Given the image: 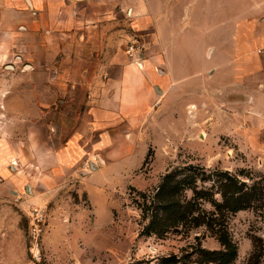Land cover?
Here are the masks:
<instances>
[{
  "label": "crops",
  "instance_id": "0c3cea01",
  "mask_svg": "<svg viewBox=\"0 0 264 264\" xmlns=\"http://www.w3.org/2000/svg\"><path fill=\"white\" fill-rule=\"evenodd\" d=\"M135 2L131 15H145L150 32L140 58L127 53L122 12L98 0H0V264L20 263L26 250L16 198L7 196L20 185L15 161L54 150L56 185L62 173L127 171L156 140L166 150L165 140L187 136L189 108H203L206 94L251 98L254 54L264 46V27L252 23L258 0ZM25 60L32 84H7L4 70Z\"/></svg>",
  "mask_w": 264,
  "mask_h": 264
},
{
  "label": "rangeland",
  "instance_id": "374dc122",
  "mask_svg": "<svg viewBox=\"0 0 264 264\" xmlns=\"http://www.w3.org/2000/svg\"><path fill=\"white\" fill-rule=\"evenodd\" d=\"M98 2L122 12L120 18L123 17L124 30L131 35L134 33L133 36L126 33V48L128 42L139 39L141 53H147L146 41L150 32L145 28V15H131L132 8L137 7L135 0ZM257 3L252 23L257 26L261 23L264 27V0ZM239 8L241 6L237 5L231 13ZM133 25L140 31L135 32ZM175 30L180 31V26ZM53 32L56 28L48 30L50 34L47 35L52 36ZM46 52L56 59V46L48 45ZM14 54L19 55L18 52ZM14 62L16 70H4L7 84H32L31 74L24 69L31 62ZM252 69L251 90L247 91L251 98L239 95L237 99H230L224 91L219 101H213L212 95L206 94L203 108H189V120L199 125L190 124L187 136L183 133L174 135L171 141L165 140L166 150L160 148L162 142L156 140V150L150 149L143 159L142 153L137 152L127 171L113 170L105 176L94 175L85 180L77 171L62 173L56 185L54 150H39V156H30L28 162L15 161L14 173L20 178V185L7 196L16 198L13 213L19 215L26 246L18 264H152L159 256L178 253L201 231L191 232L189 239L183 234L156 238L145 232L148 220L142 211L144 202L152 201L163 178L174 170L193 167L229 171L243 180L251 179L249 184L258 182L264 186L262 45L255 51ZM3 99L4 95L0 94V110L4 113ZM8 126L3 124L2 127L8 129ZM84 166L89 170L88 163ZM35 209L43 214L40 223L35 220ZM34 223L42 230V250L38 260H34L29 252ZM229 228L238 252L233 264H249L254 242L264 246V210L236 213L231 216ZM202 245L208 250L221 248L213 237L204 238ZM262 262L264 264V256Z\"/></svg>",
  "mask_w": 264,
  "mask_h": 264
},
{
  "label": "trees",
  "instance_id": "16d2710c",
  "mask_svg": "<svg viewBox=\"0 0 264 264\" xmlns=\"http://www.w3.org/2000/svg\"><path fill=\"white\" fill-rule=\"evenodd\" d=\"M229 171L193 167L168 173L149 203L143 205L145 232L164 239L168 235L201 231L178 253L155 258L152 264H233L237 245L230 233L231 216L244 210H264V186L249 184ZM209 206V207H208ZM213 237L219 250H208L202 241ZM264 246L254 242L249 264H263Z\"/></svg>",
  "mask_w": 264,
  "mask_h": 264
},
{
  "label": "built area",
  "instance_id": "2783aa9c",
  "mask_svg": "<svg viewBox=\"0 0 264 264\" xmlns=\"http://www.w3.org/2000/svg\"><path fill=\"white\" fill-rule=\"evenodd\" d=\"M142 46L138 43L137 40H131L127 46V53L132 58H140ZM34 213L37 218L35 219L38 223L43 221V214L39 211V209H35ZM40 225L33 224L32 232L30 235V245L29 252L34 260H38L41 256L42 250V242H41V234L42 230L39 227Z\"/></svg>",
  "mask_w": 264,
  "mask_h": 264
},
{
  "label": "bare ground",
  "instance_id": "6f19581e",
  "mask_svg": "<svg viewBox=\"0 0 264 264\" xmlns=\"http://www.w3.org/2000/svg\"><path fill=\"white\" fill-rule=\"evenodd\" d=\"M192 110H195V106H193V107H190ZM15 165V164H14Z\"/></svg>",
  "mask_w": 264,
  "mask_h": 264
},
{
  "label": "water",
  "instance_id": "95a60500",
  "mask_svg": "<svg viewBox=\"0 0 264 264\" xmlns=\"http://www.w3.org/2000/svg\"><path fill=\"white\" fill-rule=\"evenodd\" d=\"M9 68H10V69H12V67H11V66H9ZM92 168H93V170H94V167H92Z\"/></svg>",
  "mask_w": 264,
  "mask_h": 264
}]
</instances>
